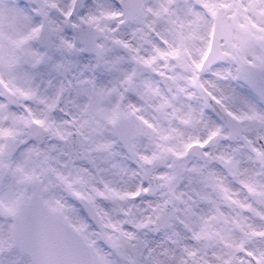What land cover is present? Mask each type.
<instances>
[{"label": "snow or ice", "instance_id": "6c2138e0", "mask_svg": "<svg viewBox=\"0 0 264 264\" xmlns=\"http://www.w3.org/2000/svg\"><path fill=\"white\" fill-rule=\"evenodd\" d=\"M0 264H264V0H0Z\"/></svg>", "mask_w": 264, "mask_h": 264}]
</instances>
